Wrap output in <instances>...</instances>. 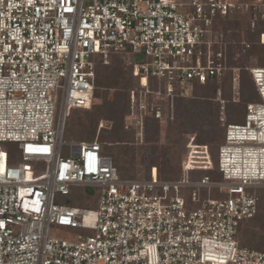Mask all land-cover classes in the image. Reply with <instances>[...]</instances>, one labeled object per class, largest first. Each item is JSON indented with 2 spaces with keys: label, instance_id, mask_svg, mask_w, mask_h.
Returning a JSON list of instances; mask_svg holds the SVG:
<instances>
[{
  "label": "built area",
  "instance_id": "built-area-1",
  "mask_svg": "<svg viewBox=\"0 0 264 264\" xmlns=\"http://www.w3.org/2000/svg\"><path fill=\"white\" fill-rule=\"evenodd\" d=\"M241 15L258 23L264 0H0V143L15 148L0 150V264H264L239 240L264 195V68L249 69L261 102L225 126L217 165L194 135L177 180L121 178L98 137L64 139L114 55L139 81L127 117L142 132L174 120L179 98L235 71L222 25Z\"/></svg>",
  "mask_w": 264,
  "mask_h": 264
},
{
  "label": "rangeland",
  "instance_id": "rangeland-1",
  "mask_svg": "<svg viewBox=\"0 0 264 264\" xmlns=\"http://www.w3.org/2000/svg\"><path fill=\"white\" fill-rule=\"evenodd\" d=\"M258 23H254L256 26L252 25L248 22V15H241L237 16L233 22L222 25V32L225 34L223 40L228 44L229 64L235 69V71L229 70L221 82L214 85L216 90L219 88L222 91V98L216 93L213 100L206 101L207 106H201L203 100L195 97L188 98L180 104L177 102L174 120L165 116L158 124V128L155 124L150 128L146 127L147 124L152 123V120L150 122L145 120L143 132L142 124L127 117L130 108V91L138 88L139 81L131 77L130 68L124 60L119 56H111L105 63L99 65L103 81L105 82V77H108L110 85L100 86L97 100L87 110L69 111L65 143L68 145L93 141L99 137V140L105 143L106 152L116 160L115 166L118 168L120 177L134 180L147 179L153 167H157L164 180L179 179L180 164L187 152L186 146L190 143V137L194 135L200 137L197 143L209 144L210 152L216 158L218 147L223 142L226 124H244L243 110L246 103L261 102L259 97H255V93L250 99L242 97L243 87L252 89L253 80L249 69L264 64V48L258 44L256 37L257 30L261 28L260 25L264 24V17ZM246 44L250 45L252 50L250 54L244 50L247 47ZM233 77L238 78L239 94L237 95L233 90V81L231 85ZM219 99L226 103L222 104ZM124 102H126V110L122 118ZM195 104L198 105L197 108L194 107ZM141 132L142 134H139ZM10 147L11 145L7 143H0V150L9 151ZM67 155V149H65L64 156ZM203 174L211 176L212 179H218L219 176L215 172H203ZM200 175L201 173H196L194 180L196 181ZM193 190V188L188 189L186 195L190 197ZM200 190L201 198H206L208 191ZM86 193L89 196L94 194L92 190H87ZM60 204L71 205L68 199H63ZM262 213H264V204ZM254 219L243 228L244 231L246 230L244 236L242 235L243 242L249 246L259 242L247 232L252 228L251 223Z\"/></svg>",
  "mask_w": 264,
  "mask_h": 264
},
{
  "label": "trees",
  "instance_id": "trees-1",
  "mask_svg": "<svg viewBox=\"0 0 264 264\" xmlns=\"http://www.w3.org/2000/svg\"><path fill=\"white\" fill-rule=\"evenodd\" d=\"M231 22H233V21H231ZM230 23V22H229ZM259 24V23H258ZM256 26V25H255ZM254 26V27H255ZM261 26V28H259L258 30H257V34H256V37H257V41H258V44L261 46V47H263L264 48V44H261V40H260V38H261V35L262 34H264V24H261L260 25ZM227 31H229V32H231V30H227ZM247 39V38H246ZM249 40H251L250 38H249ZM246 46L247 47H245V51L246 52H248L249 54L252 52V50H250V45H247L246 44ZM100 65V64H99ZM98 65V67H97V70H96V87H97V90L95 91V97L97 98V96H98V89L100 88V86H108V85H110L109 84V78L108 77H105V82L103 81V76H102V74H101V71H100V66ZM264 66V64H260L259 66H257V68H264L263 67ZM234 68V67H233ZM129 74L131 75V77H133V75H132V71L130 70L129 71ZM227 74V73H226ZM226 76V75H225ZM224 76V77H225ZM223 77V78H224ZM243 79H244V76H243ZM232 81H233V78H232V80H231V85H232ZM221 81H217L216 79L215 80H209V82L207 83V84H205V85H196V87H195V90H194V96H193V98L195 97L196 99H202L203 100V102L201 101V103H203V104H200L201 106H207V104H208V102L206 103V101L207 100H213V98H214V96H215V94L217 93V91H218V89L216 90L215 89V87H214V85L215 84H217V83H220ZM252 89L251 88H249V87H243L242 88V97H244V98H248V99H250L251 98V96H252V94H254L255 93V97L257 96V97H259L258 96V93H257V91H256V88H255V85H254V82L252 81ZM131 86V84L129 85V87ZM254 91V92H253ZM217 98V97H216ZM221 98H222V94H221ZM216 100V99H215ZM184 101H186V99L185 98H179L178 99V101L177 102H179L178 104H180L181 102H184ZM224 101V100H223ZM225 103H226V101H224ZM200 103V102H199ZM248 104H250V101H248L247 103H246V105H245V108H244V112H245V115H246V110H247V106H248ZM197 106L198 105H196L195 104V108H197ZM124 109H122V118H123V115L125 114V108H126V102H124ZM225 109V108H224ZM76 110H87V109H76ZM145 120H147L146 122H150V120H152L151 122V124L149 123V124H147L146 125V127H148V128H150V126L151 125H153V124H155L156 125V128H158V124H160V121L159 120H157V119H154V118H151V117H147ZM144 120V121H145ZM227 124H230V123H227ZM226 124V125H227ZM147 128V129H148ZM224 138H223V142H224V139H225V132H224V136H223ZM98 139H100L99 137H98ZM200 139V137L198 136V135H196V139H195V142L197 143V141ZM94 141V140H93ZM100 141V140H99ZM222 142V143H223ZM100 143L102 144V149H103V153L104 154H107V155H109L107 152H106V150H105V143H103V142H101L100 141ZM197 144H199V145H208L209 146V144L208 143H197ZM10 145V144H9ZM221 145V144H220ZM219 145V146H220ZM209 148H210V146H209ZM219 148V147H218ZM14 147L11 145V147H10V149H9V155H10V157H12L13 155H15V152H14ZM111 156V155H110ZM215 155H213V161H214V163L215 162H217V160H216V158L214 157ZM114 162L116 163V160H114ZM153 168H157V167H153ZM153 168H151V171H152V169ZM158 170V169H157ZM159 172V171H158ZM151 175V173L149 174V176H148V178L147 179H150V176ZM159 175H160V173H159ZM161 177V176H160ZM263 204H264V195H263V198H261V200H260V202H259V206H258V213H257V216L255 217V219L253 220V222L251 223L253 226H252V228L251 229H249L247 232H249L250 233V236L252 237V238H254V239H258L259 240V242L258 243H253L254 245H252L251 244V248H253V249H256V250H259V251H261V252H263L264 253V213H262L261 214V209H262V206H263ZM255 228V230H252V229H254ZM252 230V231H251ZM246 231V230H245ZM245 231L244 230H242V232H241V234H240V243L242 244V245H244V246H249V245H246V244H244V242H243V238H242V235L244 236V233H245ZM243 242V243H242ZM251 242H253L252 241V239H251Z\"/></svg>",
  "mask_w": 264,
  "mask_h": 264
}]
</instances>
